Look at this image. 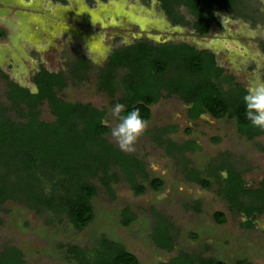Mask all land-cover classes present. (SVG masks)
Here are the masks:
<instances>
[{"label": "rangeland", "instance_id": "374dc122", "mask_svg": "<svg viewBox=\"0 0 264 264\" xmlns=\"http://www.w3.org/2000/svg\"><path fill=\"white\" fill-rule=\"evenodd\" d=\"M235 8L217 13L209 33L200 35L192 25L174 24L158 0H0V29L5 32L0 37V68L33 91L34 75L41 68L64 71L68 85L59 95L104 109L106 123L114 127L119 121L112 110L119 103L98 90L97 70L115 49L126 45L125 38L132 43L188 42L214 52L226 74L245 87L264 82V0H240ZM180 12L193 22L185 7ZM80 54L93 66L83 81L72 79L68 71ZM5 90L0 74L2 102ZM188 108L178 96L163 91L151 106L152 117L136 150L124 151L144 161L151 178L164 180L160 191L148 187L137 194L122 176L112 184V196L99 178L93 179L99 188L92 201L95 219L83 230L75 229L63 214L39 212L9 199L0 204V255L7 247H17L28 264H81L71 258L69 247L78 245L90 252L105 237L122 242L141 264H171L183 253L227 264L242 259L264 264V214L247 226L245 214L232 208L222 194L227 169L214 173L216 165L228 162L242 172L248 188H259L264 181V135L248 139L229 117L205 113L191 119ZM40 117L54 119L47 104ZM168 128L175 130L166 132ZM106 138L121 149L111 133ZM170 141H194L198 146L169 151ZM192 169L209 182L208 188L189 179ZM137 182L148 185L140 175ZM126 207L135 215L128 226L122 223ZM216 211L225 214L224 224L215 221ZM157 241L172 242V249Z\"/></svg>", "mask_w": 264, "mask_h": 264}, {"label": "trees", "instance_id": "16d2710c", "mask_svg": "<svg viewBox=\"0 0 264 264\" xmlns=\"http://www.w3.org/2000/svg\"><path fill=\"white\" fill-rule=\"evenodd\" d=\"M92 1V0H89ZM174 24L192 25L200 35H207L216 14L235 11L240 0H158ZM185 7L194 17L193 22L180 12ZM0 29V37H4ZM93 70L84 55L69 64L72 79L83 81ZM122 72L119 75V72ZM5 80L6 101H0V204L16 199L40 212L47 209L65 215L77 230L85 229L95 219L93 199L99 188L93 179L114 196L113 183L126 178L137 194L148 187L160 191L162 178H151L144 161L115 147L106 136L111 126L106 123V111L90 102L68 101L59 94L68 85L64 71L51 72L41 68L35 75L37 89L31 90L0 68ZM98 90L106 93L112 103L123 104L125 115L139 108L142 117H152L151 106L159 102L162 92L176 95L188 106V115L197 119L205 113L215 118L236 120L237 130L248 139L264 135L245 118L243 96L247 87L226 74L214 52L199 49L188 42H160L137 40L115 49L104 66L98 68ZM47 104L54 119H41V107ZM175 128H168L172 132ZM170 143V144H169ZM168 143L171 149L194 150V141ZM117 168V170H116ZM214 173L227 169L222 194L230 206L248 218L247 226L264 214V181L259 188H248L242 172L223 162ZM148 180V185L137 182V176ZM189 179L205 188L209 182L196 169ZM245 197L246 202L241 201ZM122 223L130 225L135 215L126 207ZM218 224L226 222L223 212L216 211ZM169 227V226H168ZM170 228V227H169ZM157 244L172 249L173 243ZM71 258L81 264H141L138 257L122 242L102 237L89 252L74 245L69 247ZM227 264L216 258H201L183 253L171 264ZM0 264H28L17 247H7L0 255ZM236 264H253L239 260Z\"/></svg>", "mask_w": 264, "mask_h": 264}, {"label": "clouds", "instance_id": "9594fccd", "mask_svg": "<svg viewBox=\"0 0 264 264\" xmlns=\"http://www.w3.org/2000/svg\"><path fill=\"white\" fill-rule=\"evenodd\" d=\"M130 45L132 41L127 38L123 41ZM245 104V118L254 127L264 130V82L253 83L246 89L243 96ZM123 104H117L112 110V115L118 119V123L111 128V135L118 142L121 150L134 152L138 139L147 130L149 121L142 117L140 109L134 108L125 115Z\"/></svg>", "mask_w": 264, "mask_h": 264}, {"label": "water", "instance_id": "95a60500", "mask_svg": "<svg viewBox=\"0 0 264 264\" xmlns=\"http://www.w3.org/2000/svg\"><path fill=\"white\" fill-rule=\"evenodd\" d=\"M37 89V87H35V89L34 90H36Z\"/></svg>", "mask_w": 264, "mask_h": 264}, {"label": "crops", "instance_id": "0c3cea01", "mask_svg": "<svg viewBox=\"0 0 264 264\" xmlns=\"http://www.w3.org/2000/svg\"><path fill=\"white\" fill-rule=\"evenodd\" d=\"M242 212V211H241ZM243 213V212H242Z\"/></svg>", "mask_w": 264, "mask_h": 264}]
</instances>
